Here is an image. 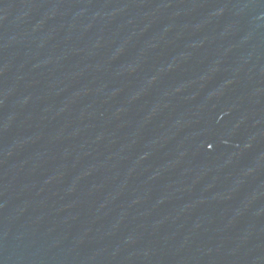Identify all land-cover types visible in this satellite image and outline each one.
<instances>
[{"label": "water", "instance_id": "1", "mask_svg": "<svg viewBox=\"0 0 264 264\" xmlns=\"http://www.w3.org/2000/svg\"><path fill=\"white\" fill-rule=\"evenodd\" d=\"M0 264H264V0H0Z\"/></svg>", "mask_w": 264, "mask_h": 264}]
</instances>
